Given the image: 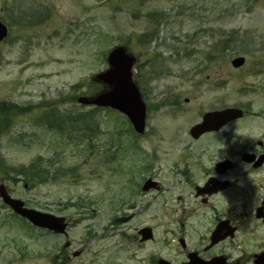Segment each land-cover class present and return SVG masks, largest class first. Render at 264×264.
<instances>
[{
  "label": "rangeland",
  "instance_id": "374dc122",
  "mask_svg": "<svg viewBox=\"0 0 264 264\" xmlns=\"http://www.w3.org/2000/svg\"><path fill=\"white\" fill-rule=\"evenodd\" d=\"M15 2L0 0V8ZM17 2L38 20L12 21V37L0 47L1 94L7 101L21 90L30 94L35 117L3 131L0 184L70 225L67 237L55 238L1 204L0 264H182L190 252L253 264L264 251V226L255 219L264 167L248 172L242 154L264 146V0ZM117 46L137 59L133 79L147 107L143 136L121 113L78 102L101 89L94 77L108 69ZM238 57L246 63L237 70L231 62ZM230 108L243 112L241 120L197 140L190 135L205 114ZM44 111L47 124L37 117ZM90 113L87 141L68 137L67 116ZM59 115L62 124L52 127ZM20 132L29 139L19 141ZM40 158L52 175L25 187L20 169ZM225 159L236 168L221 179L235 186L203 204L195 188ZM148 179L157 187L142 191ZM130 214V222L116 220ZM223 219L239 225L238 234L206 250ZM146 226L154 227L155 239L141 245L137 232Z\"/></svg>",
  "mask_w": 264,
  "mask_h": 264
},
{
  "label": "water",
  "instance_id": "95a60500",
  "mask_svg": "<svg viewBox=\"0 0 264 264\" xmlns=\"http://www.w3.org/2000/svg\"><path fill=\"white\" fill-rule=\"evenodd\" d=\"M7 34V27L0 22V41L5 38ZM107 62L109 64V69L98 74L94 78V81L105 85L106 90L91 98L82 97L79 99V102L87 106L111 108L124 114L131 122L135 132L142 135L146 130L147 108L142 99L140 89L133 79V70L136 65L135 58L127 52L126 48L119 46L109 53ZM244 62V58H237L232 64L235 68H239ZM242 115V112L238 110H226L219 113L207 114L204 116L201 124L192 128L191 135L195 139H198L205 132L219 130L226 123L238 119L242 117ZM251 157L254 158L253 156ZM258 165H260V163ZM228 167V163L219 166V168L222 169L221 172H225ZM155 186L154 183L148 181L144 185L143 190L148 191ZM227 187V182L214 184L212 181L208 183L204 189H199L198 195L204 193L211 195L225 190ZM0 196L16 214L28 219L33 225L49 229L58 234L65 233L68 226L65 218L26 208L24 202L11 198L5 187L0 188ZM234 232L235 229L231 228L227 221L221 222L212 234L211 246L228 237H234ZM142 234L144 237L143 240H148L152 237L151 230L149 229L144 230ZM189 258L190 262L187 264H227L224 257L214 258L210 262L201 260L197 254H191ZM255 263L264 264V253L257 256ZM159 264L169 263L161 260Z\"/></svg>",
  "mask_w": 264,
  "mask_h": 264
},
{
  "label": "flooded vegetation",
  "instance_id": "af4514ba",
  "mask_svg": "<svg viewBox=\"0 0 264 264\" xmlns=\"http://www.w3.org/2000/svg\"><path fill=\"white\" fill-rule=\"evenodd\" d=\"M17 1L18 0H16L15 4L12 6L0 8V22L4 23L8 27V36L4 40L0 41V47L6 45L12 37V34H13V30H12L13 22L12 21H15L17 23L27 22L26 24H30V23H32L33 20L34 21L38 20L34 17L35 14H31L32 12L30 11V9L28 7H26V5H23V4H21L22 2L20 3ZM222 56H220V57H222ZM3 57H4L3 52L0 50V69L2 68V63L4 62ZM1 88H2V86H1V82H0V140L2 137L3 131L9 130L8 127H10V126L12 127V126H16V125H25V121H33L34 117H35L34 104L32 101H30V100H32V96H30V94L26 93L24 90H21L20 95L18 96V98L16 97L15 101H7L5 98L2 97ZM45 111H46V109H45ZM45 111L43 114L38 113V116H37L43 124H47L49 122L48 116H47ZM59 119H60V115H59ZM54 121H59V123H60L61 119L60 120H54ZM229 124H231V123H229ZM220 131L211 132V133H218ZM209 134L210 133H206L203 136L207 137V136H209ZM16 136L18 137V140H24V139L28 140L30 137L29 135L23 134L22 132H20L19 135H16ZM23 136H25V138ZM259 145L261 146V148L259 150H256V151L255 150H249L248 152H245L242 154V160L248 166V169H249V170H247L248 172L249 171L250 172L256 171V170L262 169L264 167V146L262 145V143H260ZM0 148H1V146H0ZM243 156H246L245 159H243ZM251 156H254L253 160H251ZM224 161H227V159L216 163L215 169H214L215 174H211L209 176L208 180L205 182V184L202 185V187H204L208 181L210 182L211 180H214V179L219 180V181L227 180V179H221V178L225 177L227 173H230L233 170H235L236 161L234 162V160H232V161L228 160L232 163V166H231L230 170L223 173V172H221L222 169L218 170L217 166ZM249 161H253V162L248 163ZM258 162L259 163L261 162V166L258 168H255V165ZM228 181H230V180H228ZM234 186H235V183H234V181H232L230 189L233 188ZM221 193L222 192H219L218 194H221ZM218 194H213L212 196L206 195V196L202 197L201 202L203 204H208L209 202H211L208 200L212 199L213 196L218 195ZM259 210H262V212L259 213L262 217L260 220L257 219V217H256ZM126 218H129L128 222H130L133 220L134 215L130 214ZM255 219L257 220V222L260 223V225L264 226V200L261 201L258 206H256ZM223 220L230 221V223L233 226H235L239 232V225L234 224L229 219H223ZM146 227H151L152 231L154 233V230H155L154 227H152V226H146ZM143 228H145V227H143ZM143 228L139 229L137 232V238L140 239L141 245L152 242L155 239V235H154V238H152L151 240L141 241L140 231ZM39 231L45 233L46 235L53 236L55 238H59L61 236V235L55 234V233L48 231V230H39ZM207 250H210V249L207 248ZM263 252L264 251H261L260 253H263ZM254 256L255 255H253V257ZM159 260L160 259H154V261L157 264H158Z\"/></svg>",
  "mask_w": 264,
  "mask_h": 264
},
{
  "label": "trees",
  "instance_id": "16d2710c",
  "mask_svg": "<svg viewBox=\"0 0 264 264\" xmlns=\"http://www.w3.org/2000/svg\"><path fill=\"white\" fill-rule=\"evenodd\" d=\"M232 39L225 41L223 47L226 46ZM230 51L229 47L226 49V52ZM225 53L224 51H222ZM88 118L92 121L94 120L92 113L78 118L76 116H67L68 122H72L73 125L71 127L68 126L66 134H68L70 138L77 140L78 142H86L87 140L84 139V136L87 132V124L89 123ZM58 127V125L56 124ZM132 132V131H131ZM133 133V132H132ZM35 161L29 167H25L20 169L19 173L24 174L26 177V182L28 183L29 187L34 185V180L40 179V182L47 183L49 177L52 175V170L47 169L45 163L42 158L38 160V164ZM61 170V169H60ZM60 170L55 172V176L60 174ZM17 173V171H15Z\"/></svg>",
  "mask_w": 264,
  "mask_h": 264
},
{
  "label": "clouds",
  "instance_id": "9594fccd",
  "mask_svg": "<svg viewBox=\"0 0 264 264\" xmlns=\"http://www.w3.org/2000/svg\"><path fill=\"white\" fill-rule=\"evenodd\" d=\"M228 126H229V124L226 123L223 127H224V128H227Z\"/></svg>",
  "mask_w": 264,
  "mask_h": 264
}]
</instances>
